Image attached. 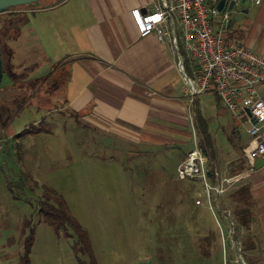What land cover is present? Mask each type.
Instances as JSON below:
<instances>
[{
    "label": "rangeland",
    "instance_id": "obj_1",
    "mask_svg": "<svg viewBox=\"0 0 264 264\" xmlns=\"http://www.w3.org/2000/svg\"><path fill=\"white\" fill-rule=\"evenodd\" d=\"M55 1L41 0L37 6ZM239 16L231 11V19L237 22ZM27 20L28 24L18 29H8L10 44L26 32L24 28L30 33L34 30L33 17ZM7 28L6 24L4 37ZM181 33L177 27L178 47L184 50ZM30 39L27 34L21 41ZM29 51L32 56L26 62L3 67L0 84V95L6 86H13L0 99V264H20L25 242L32 234L29 264H79L73 248L75 236L55 234L39 214L45 188L63 197L86 230L94 264H223L219 229L227 236L222 212L232 210L227 201L229 189L220 202V197L217 200V226L205 202L194 205L197 194L203 198L201 184L177 176L179 157L193 148L191 128L183 129L176 142L146 145L114 127L104 130L89 125L66 107L61 71L60 91L54 97H41L48 95L46 77L58 67H45L46 59L39 58V51ZM189 66L186 61L185 67ZM7 72L11 73L9 79ZM183 88L181 78L173 92L186 96ZM205 100L203 107L209 116L208 110H215L216 101L213 97ZM222 108L221 116L209 121L210 131L218 135L223 149L236 144L246 150L254 142L246 133L247 125L229 141L226 128L218 126L222 116L226 117ZM40 122L49 132L17 137ZM195 137L199 143L197 129ZM205 229L218 235L211 257H205L208 252L203 249L211 242L198 240ZM233 252L237 256V251ZM78 257L90 264L84 252ZM228 257H224L225 264H229Z\"/></svg>",
    "mask_w": 264,
    "mask_h": 264
},
{
    "label": "crops",
    "instance_id": "obj_2",
    "mask_svg": "<svg viewBox=\"0 0 264 264\" xmlns=\"http://www.w3.org/2000/svg\"><path fill=\"white\" fill-rule=\"evenodd\" d=\"M166 1L171 3V0ZM161 2L162 0H61L57 4L44 5L48 6L44 9H15L0 13L2 79L4 66L11 67L21 60L26 62L32 56L29 49L34 48L35 52L39 51V58L46 59L45 67H58L57 71L46 77L45 80L49 83L46 91L48 95L41 97H54L60 91L57 83L61 71L65 75L61 95L65 97V105L73 116L104 130L114 127L122 135L132 136L135 141L146 145L176 142V137L183 134V129L190 127L192 122L195 127V115L199 113L213 140L211 158L207 152H203L212 165L218 168L221 176L229 178L239 175L238 180L228 187L227 201L233 207L237 205L238 202L233 201L230 196L235 195L239 189L246 188L252 206V216L247 227L241 229L239 239L230 236L227 223V236L219 229L223 264L224 257L227 256L229 264H247L243 256L248 264H264V155L258 158L249 156V152L257 144L258 140L255 138L246 150L240 146L237 148L236 144L226 149L220 147L218 135L210 131L209 124V121L211 123L221 116L219 109L222 107L218 109L220 104L215 95L206 93L191 101L186 93L185 96L173 92L182 78L177 69L176 54L167 40L160 42L155 34L140 38L130 15L133 8L151 11ZM231 11L240 16L237 22L230 17V39L241 47L264 56V0L259 6L244 2L240 9ZM28 16L33 17L34 30L30 33L24 28L26 32L14 39V45L10 44L8 29H18L28 24ZM6 24L8 31L4 37L3 29ZM27 34L32 39L23 43L21 39ZM6 75L9 79L11 73L7 72ZM12 88L13 86H6L4 93ZM257 91L264 101V83L258 86ZM4 93L0 95V99L6 96ZM208 97H213L216 101L215 110H208L209 116L203 107L207 104L205 99ZM223 111L226 117H220L221 123L218 122V126L222 130L226 128L230 141L242 126L248 124L237 126L228 111L225 108ZM186 154L179 157L177 167ZM204 237L202 235L198 240H203ZM233 240L240 242V251L233 245ZM213 243L216 242L212 240L209 248L203 247L208 252L205 257L213 254ZM233 250L237 251V256H234Z\"/></svg>",
    "mask_w": 264,
    "mask_h": 264
},
{
    "label": "built area",
    "instance_id": "obj_3",
    "mask_svg": "<svg viewBox=\"0 0 264 264\" xmlns=\"http://www.w3.org/2000/svg\"><path fill=\"white\" fill-rule=\"evenodd\" d=\"M220 1L171 0L169 4L162 0L151 11L143 13L140 8H133L130 15L140 38L155 34L158 41H168L176 56L179 53L176 30L180 28L185 58L190 65L186 73L184 59L177 58L184 92L191 101L202 94L212 93L234 123L241 126L248 124L247 134L258 140L249 156L258 158L264 155V101L257 91L258 86L264 83V56L232 41L229 32L231 10L240 9L244 2L259 6L262 0H223L219 10L217 4ZM190 128L193 148L177 167V176L180 180H195L201 184L203 198L197 194L194 203L202 206L205 202L219 224L217 200L238 180L239 175L229 178L221 176L196 142L193 122ZM222 216L233 238L235 223L231 211L224 210ZM232 243L240 251V242L233 240Z\"/></svg>",
    "mask_w": 264,
    "mask_h": 264
},
{
    "label": "trees",
    "instance_id": "obj_4",
    "mask_svg": "<svg viewBox=\"0 0 264 264\" xmlns=\"http://www.w3.org/2000/svg\"><path fill=\"white\" fill-rule=\"evenodd\" d=\"M60 1L61 0H56L55 1L56 3L55 2L54 3L57 4ZM46 7L48 6L38 7L37 4H35L31 7L22 6V7L12 8L10 10H14L18 8L44 9ZM178 49H179V54L184 59L183 61L184 70L186 73H188V69L187 67H185L186 62H185L184 52L181 50L180 47H178ZM195 117H196V124H197V125L195 124V127H197L196 129L200 135V145L199 146L202 149V151L207 152L211 158L212 143H213L212 137L210 133L208 132L206 122L201 117V115L199 113H196ZM42 132L47 133L49 132V130L45 126H43V124L40 122L37 125L33 124L29 126L28 128H25L21 133H19L17 137L36 135ZM230 197L233 199V201L238 202L237 205H235L234 207L232 206L233 208L231 211V215H233L232 218L233 217L234 218L232 220L235 223V234L233 238L239 239L241 229H245L247 227L248 222L250 221V218L252 216V212H251L252 206H251L250 194L248 193V190L246 188L245 189L241 188L235 193V195H231ZM43 198H44V201L42 202L41 208L39 210V214L42 217L43 221L46 224H48L52 228L54 233L57 235L62 234L66 236L67 238H71L72 236H75L76 239L74 240L73 248H74L75 257L79 264H85L78 257V254L79 253L83 254V252L89 256L90 264H94L92 251L90 250L88 234L86 230L79 224V222L71 214L68 208V205L66 201L63 199V197L60 194H58L56 191L49 189V188H45L43 192ZM220 199L221 197L219 198V202H220ZM203 237H204L203 239L207 238V240L210 242L212 240L214 242H217V239H218L217 233L213 232L211 229H205L203 231ZM32 243H33V234L25 242V250H24L23 255L20 257V264H29V251H30ZM243 258L248 264L246 258L244 256Z\"/></svg>",
    "mask_w": 264,
    "mask_h": 264
},
{
    "label": "water",
    "instance_id": "obj_5",
    "mask_svg": "<svg viewBox=\"0 0 264 264\" xmlns=\"http://www.w3.org/2000/svg\"><path fill=\"white\" fill-rule=\"evenodd\" d=\"M39 1L41 0H0V13H4L9 11L12 8H17V7H22V6H33L35 4H37ZM232 5V4H231ZM223 6V0H221L218 4H217V8L220 10ZM143 13L145 12V10H141ZM168 22V20H166V23ZM177 58L178 60L181 59V55L178 53L177 54ZM1 79H2V60L0 57V83H1ZM248 115H250L249 111L247 110Z\"/></svg>",
    "mask_w": 264,
    "mask_h": 264
}]
</instances>
